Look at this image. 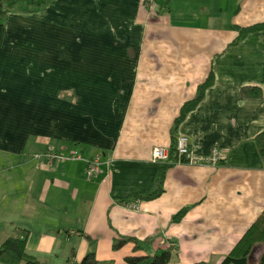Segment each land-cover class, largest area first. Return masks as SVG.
Here are the masks:
<instances>
[{"label": "crops", "instance_id": "obj_1", "mask_svg": "<svg viewBox=\"0 0 264 264\" xmlns=\"http://www.w3.org/2000/svg\"><path fill=\"white\" fill-rule=\"evenodd\" d=\"M159 1L160 8L156 7ZM166 3V8L164 5ZM54 0L35 13H8L0 46V244L26 233L24 252L46 264L91 254L126 264L172 248L169 264H220L264 210V0ZM163 6V7H162ZM209 73L213 83L178 125L218 166L168 165L161 192L144 196L160 168L184 103ZM257 87L262 95H241ZM98 158L49 161L48 150ZM166 166V165H165ZM129 204V203H128ZM185 211L180 221L173 217Z\"/></svg>", "mask_w": 264, "mask_h": 264}, {"label": "trees", "instance_id": "obj_2", "mask_svg": "<svg viewBox=\"0 0 264 264\" xmlns=\"http://www.w3.org/2000/svg\"><path fill=\"white\" fill-rule=\"evenodd\" d=\"M54 0H0V46L2 44L4 34V18L8 13H35ZM164 5V3H163ZM156 7L160 8L159 1L156 2ZM163 7V6H162ZM166 8V3L164 5ZM238 32V37L235 43H238L247 34L252 32L264 31V22L247 28L233 27ZM213 83V75L209 73L205 82L197 89L196 96L193 100L184 103L180 109L179 116L174 121L171 131H169V146L167 149L168 161L160 168L154 189L144 196H127L118 201L119 204H128L134 200H151L156 198L161 192L162 173L168 165L174 164L177 158L176 130L178 125L184 120L185 116L193 110L197 104L203 99L205 90ZM241 95L248 98H257L262 95V92L257 87H244L241 89ZM255 146L259 156L264 159V131L257 134L255 137ZM185 211L179 212L173 217L174 222H178L183 217ZM26 240L25 232H18L17 236H12L5 239L0 244V264H46L38 261L36 258L27 255L24 252V244ZM120 243H132V254L124 258L126 264H169L173 257L172 248L157 250L151 254L144 256L136 255L140 249V242L132 238H122ZM259 252L257 257L254 254ZM264 264V210L259 217L253 222L249 229L239 239L237 244L220 262V264ZM77 264H107L97 261L91 254L84 256Z\"/></svg>", "mask_w": 264, "mask_h": 264}, {"label": "built area", "instance_id": "obj_3", "mask_svg": "<svg viewBox=\"0 0 264 264\" xmlns=\"http://www.w3.org/2000/svg\"><path fill=\"white\" fill-rule=\"evenodd\" d=\"M144 4L150 7L151 0H143ZM176 154L177 158L174 161L175 164H187L193 166L210 165L216 167L222 162V156L218 149L213 148L208 154L201 155L195 153L189 146L188 138L182 135L177 136L176 142ZM43 157L49 161H57L63 163L66 161H81L84 163V177L90 179L98 173V158L85 159L80 157L76 152H70L66 155L56 154L52 149H48ZM167 149L160 147H152L149 152L148 160L154 164L167 163ZM128 209H136L135 203H129L122 205Z\"/></svg>", "mask_w": 264, "mask_h": 264}, {"label": "rangeland", "instance_id": "obj_4", "mask_svg": "<svg viewBox=\"0 0 264 264\" xmlns=\"http://www.w3.org/2000/svg\"><path fill=\"white\" fill-rule=\"evenodd\" d=\"M258 254H259V252H256V253L254 254V257H257ZM251 264H254V262H252Z\"/></svg>", "mask_w": 264, "mask_h": 264}]
</instances>
